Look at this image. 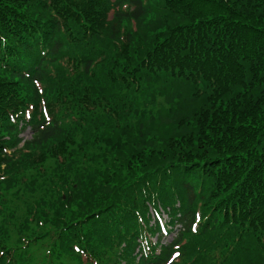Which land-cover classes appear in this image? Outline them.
Masks as SVG:
<instances>
[{
    "label": "trees",
    "instance_id": "1",
    "mask_svg": "<svg viewBox=\"0 0 264 264\" xmlns=\"http://www.w3.org/2000/svg\"><path fill=\"white\" fill-rule=\"evenodd\" d=\"M0 176V264H264V0H0Z\"/></svg>",
    "mask_w": 264,
    "mask_h": 264
},
{
    "label": "snow or ice",
    "instance_id": "2",
    "mask_svg": "<svg viewBox=\"0 0 264 264\" xmlns=\"http://www.w3.org/2000/svg\"><path fill=\"white\" fill-rule=\"evenodd\" d=\"M0 179H3V177L0 176ZM155 218H156L157 220L160 219V217H159L158 215H157ZM197 218H198V216H194V217H193V219H197ZM190 227H191V229H192L193 231L196 230V225H195L194 223L190 224ZM159 229H160L161 232H164V231L166 230V224H165V223H160V224H159ZM177 247H179V245H177ZM172 255H173V259H175V258L179 257L180 253L177 251V252L173 253Z\"/></svg>",
    "mask_w": 264,
    "mask_h": 264
},
{
    "label": "rangeland",
    "instance_id": "3",
    "mask_svg": "<svg viewBox=\"0 0 264 264\" xmlns=\"http://www.w3.org/2000/svg\"><path fill=\"white\" fill-rule=\"evenodd\" d=\"M112 16H113V13H112L111 16H110V19L112 18ZM30 135H31L30 131L27 130L22 136H23V138L28 139V138L30 137ZM162 216H163V218H164V221L167 222V221H168V219H167V215L164 214V213H162ZM172 236H173V234L169 235V236L166 238V241L170 240V239L172 238Z\"/></svg>",
    "mask_w": 264,
    "mask_h": 264
}]
</instances>
